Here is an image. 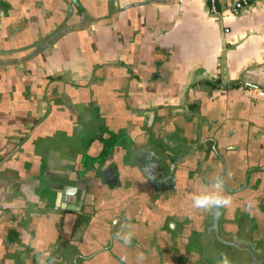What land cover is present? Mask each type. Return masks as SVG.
Returning <instances> with one entry per match:
<instances>
[{"label":"crops","instance_id":"1","mask_svg":"<svg viewBox=\"0 0 264 264\" xmlns=\"http://www.w3.org/2000/svg\"><path fill=\"white\" fill-rule=\"evenodd\" d=\"M217 175L259 228L264 0H0V264H194Z\"/></svg>","mask_w":264,"mask_h":264},{"label":"flooded vegetation","instance_id":"2","mask_svg":"<svg viewBox=\"0 0 264 264\" xmlns=\"http://www.w3.org/2000/svg\"><path fill=\"white\" fill-rule=\"evenodd\" d=\"M231 213L233 214V211L228 207L216 216L204 212V215L200 216L201 219L197 217L199 223L201 222L199 228L202 231L198 239L192 243H197L202 248V252L193 254L194 264H218L221 254H226L231 264H264V221L259 228L251 229L254 224L252 218H249L250 215L246 219L239 217L237 213L232 218L238 220L242 227L241 231L239 234L230 232V235H226L223 230L227 226L225 222L228 224L227 220L230 219ZM229 228L232 229L233 225L229 224ZM160 264L171 263L162 257ZM173 264H176L175 261Z\"/></svg>","mask_w":264,"mask_h":264},{"label":"clouds","instance_id":"3","mask_svg":"<svg viewBox=\"0 0 264 264\" xmlns=\"http://www.w3.org/2000/svg\"><path fill=\"white\" fill-rule=\"evenodd\" d=\"M225 184V177L222 175L210 178L208 191L194 193L191 196L192 207L207 212L212 216H216L221 210L230 207L232 199L224 192ZM133 236L134 233L131 230L127 232H117L116 234L117 239L121 240L125 245L131 244ZM139 259H144L143 254L140 255ZM121 260H126V257H121ZM218 264H231V261L226 254H221Z\"/></svg>","mask_w":264,"mask_h":264},{"label":"built area","instance_id":"4","mask_svg":"<svg viewBox=\"0 0 264 264\" xmlns=\"http://www.w3.org/2000/svg\"><path fill=\"white\" fill-rule=\"evenodd\" d=\"M253 0H235L228 4L220 3L219 0H209V8L213 13H220L222 11H232L237 13L242 8L250 4Z\"/></svg>","mask_w":264,"mask_h":264}]
</instances>
